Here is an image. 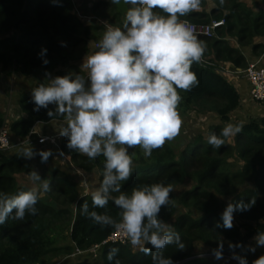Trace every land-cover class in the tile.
<instances>
[{"label": "trees", "instance_id": "trees-1", "mask_svg": "<svg viewBox=\"0 0 264 264\" xmlns=\"http://www.w3.org/2000/svg\"><path fill=\"white\" fill-rule=\"evenodd\" d=\"M123 5L124 9H120L111 0H92L89 10L106 18L108 24L120 26L129 7ZM75 8L74 0H0V74L45 75L50 72L56 76L75 68L77 73L85 75L73 64L78 59L74 50L80 46L86 52L87 41L95 38L97 30L104 27L84 23L74 13ZM181 19L193 23L224 20L223 25L215 29L214 36L197 34L206 44L203 58L216 64L231 63L244 67L247 63L246 55L228 42L229 37L234 38L240 47L250 48L252 58L264 52V43L256 40L264 39V9L252 10L240 0H225L223 5L220 0H202L198 11ZM61 42H66L67 46H62ZM42 49L47 50L45 56L49 63L46 65L40 55ZM192 70L199 78V85L189 92L178 90L183 97L179 109L183 112L191 108L198 113L211 112L221 123L229 122L230 116L240 112L243 104L233 80L219 73L214 65L194 63ZM40 83L41 80L36 82L35 87ZM18 102L24 115L8 124L14 138L27 135L36 122L64 119L61 116L48 117L47 109L34 111L31 96L22 95ZM252 103L263 104L264 101ZM53 107L49 105V108ZM237 119L234 123L243 124V131L232 137V141L227 138L219 149H213L207 138L213 131L219 134L223 124H211L207 137L195 135L178 155L168 142L147 158L140 151H130L135 153V172L129 181L122 182V191L130 194L133 187L152 183L174 186L175 191L171 193L174 206L163 207L159 214L174 231L179 232L186 244L185 250H178L175 245L164 249L174 264H233L227 260L196 256L203 253L196 251V244L211 251L223 243V253H232L229 244H239L243 246L235 248L239 253L256 234L264 231V114ZM3 125H6V119L0 109V127ZM65 145L66 139L63 138L62 151L67 148ZM21 152H0V191L11 194L28 189L16 181L15 174L30 171ZM68 154L84 171L96 170L100 185L103 156L93 160L69 149ZM48 180L51 181V191L44 193L47 200L40 197L35 215H26L22 221L9 218L0 226V264H39L47 259L56 260L71 253L75 246L86 249L102 242L115 229L95 224L80 214L79 207L85 201L92 209L91 194L79 192L69 172L54 169ZM252 199L255 204L250 210L233 214L231 229L217 227V224H223L221 214L229 202L248 203ZM95 211L107 212L117 220L120 218L119 209L111 200L106 208ZM112 248L119 249L120 264H151V256L133 249L129 241L126 244H105L96 259L83 255L63 264H115L117 257L107 260Z\"/></svg>", "mask_w": 264, "mask_h": 264}, {"label": "clouds", "instance_id": "clouds-1", "mask_svg": "<svg viewBox=\"0 0 264 264\" xmlns=\"http://www.w3.org/2000/svg\"><path fill=\"white\" fill-rule=\"evenodd\" d=\"M225 0H220L223 5ZM119 5L121 0H111ZM127 8L120 26L107 25L99 40L97 50L87 57L81 67L87 76L68 72L52 76L45 72L47 83L31 89L34 111L47 109V116L64 117L65 123L57 131L66 139V147L89 159L104 157L102 181L91 193L92 209L87 201L80 205V214L102 227L121 230L131 246L151 256V264H174L164 249L175 245L185 250L179 232L159 217L163 207L175 202L171 183L144 184L133 187L130 194L122 191V182L131 179L135 172L133 156L129 149L139 147L143 155L152 153L173 141L182 127L178 111L183 99L178 90L191 91L199 85V78L192 65L202 62L206 44L198 38L193 26L182 20L198 11L202 0H123ZM159 10V11H157ZM67 46L66 42H61ZM41 50L43 63H49ZM53 105V108H49ZM243 131L241 123H227L217 134L211 132L207 143L213 149L225 145L226 139ZM50 138L41 137L40 143ZM54 142V138H51ZM6 147V145H4ZM40 156L47 163L53 156L51 149L34 150L33 146L22 149L26 159ZM68 156V155H67ZM29 179L34 187L15 193L0 191V226L9 218L24 220L26 215L37 213L41 193L51 191V181L42 178L33 168ZM116 194V195H113ZM119 209V220L107 212L109 201ZM255 204L229 202L217 227L231 229L234 213L247 211ZM256 247H264V231L253 238ZM223 243L212 249L213 258L223 259ZM242 245L229 244L232 258L239 264H247L246 256L235 251ZM118 248L108 251L107 260L120 264ZM252 264H264V255Z\"/></svg>", "mask_w": 264, "mask_h": 264}, {"label": "rangeland", "instance_id": "rangeland-1", "mask_svg": "<svg viewBox=\"0 0 264 264\" xmlns=\"http://www.w3.org/2000/svg\"><path fill=\"white\" fill-rule=\"evenodd\" d=\"M92 0H74V4L76 6L74 13L84 22V23H96L100 26H103L106 28L108 24L107 19L100 17L97 13L91 12L90 6H91ZM241 1V0H240ZM248 7L252 6L256 10L258 8L264 9L263 3L260 1H252L250 0H242ZM250 5V6H249ZM120 9H124V5L121 2V4L117 5ZM100 14L101 11H98ZM104 28L97 30V35L93 39H89L87 41V51H83V48L80 46H77L74 50V55L77 60L73 64H75L76 68L78 67L85 75H87V69H84L81 67V65L86 62L87 57L91 54H93L94 50L97 49V45L99 40L102 38ZM228 42L234 41L235 39L232 37H229ZM259 41H262L263 39L258 38ZM235 42V41H234ZM264 42V41H262ZM256 58L261 57V62L264 64V52H261L255 56ZM78 71V70H77ZM76 69L71 70V72L77 73ZM42 81L43 83H47V79L45 75L42 74H31V75H23L18 72H12L11 74H0V109L4 113V117L6 119V124H9L13 119L18 118L20 116H23L24 113L22 112V107L19 104V98L22 95L30 96L31 89L35 87L36 82ZM234 86L238 89V91L241 93L242 98H246L248 95L246 91L241 90V82H236V80L233 81ZM240 89V90H239ZM246 103H250L246 105ZM260 105V106H259ZM264 103L263 104H257L252 103L250 101H243V104L241 106L240 112H235L230 116V120L227 123H234L237 118H246L248 116H259L260 114H264ZM244 108V109H243ZM247 108L252 109L248 110ZM178 111L180 113V116L182 118V127L180 129V134L173 140L168 142L176 155L179 154V152L183 149V147L186 145V143L192 139L197 134H202L204 137H207L208 135V128L211 124H223L224 126L227 123H221L219 119L211 112L206 113H198L196 109L191 108L185 112L181 111L178 108ZM56 128V126H54ZM53 128V129H54ZM228 141H232V137L228 138ZM34 150H47L50 149V146L46 145H37L33 144L31 146H25L24 148L32 147ZM23 148V149H24ZM129 151H140L142 150L139 147H136L134 149H129ZM143 153V152H142ZM64 155H53L49 158L47 163H41L40 156L37 154L33 159H27L28 161V167L30 168V171L35 168L41 175L42 178L49 179L50 176L53 173L54 169H61L64 171H67L70 173V176L73 179V182L78 186L79 192H85L84 194H91L93 191H95L98 187V172L96 170H92L90 172H86L78 165L76 166L71 158L67 157L70 156L68 154V148L64 149L63 151ZM233 161V158L230 159ZM240 164V163H239ZM20 172L17 175L18 178H16L17 184L22 185L26 188H31L36 185L33 184V182L29 179V172ZM85 188V189H84ZM181 188H178V191ZM40 197H43L45 200H47V196L42 192ZM132 247V246H131ZM133 248V247H132ZM135 249V248H133ZM137 250V249H136ZM196 251L197 252H209L207 247H203L201 244H196ZM264 255V248L263 247H256L255 248V256L258 258L259 256ZM53 262L52 259L45 260L44 263L39 264H51Z\"/></svg>", "mask_w": 264, "mask_h": 264}, {"label": "built area", "instance_id": "built-area-1", "mask_svg": "<svg viewBox=\"0 0 264 264\" xmlns=\"http://www.w3.org/2000/svg\"><path fill=\"white\" fill-rule=\"evenodd\" d=\"M186 23L193 26L196 30V34H201L206 37H212L215 35V29L218 26L223 25L224 20H211L209 23H193L188 20H184ZM261 57L251 58L247 61L244 67H236L231 63H214L203 58L201 64L211 65L231 80L244 79L247 84L246 93L247 97L242 98L244 102H262L264 101V64L261 62ZM64 119H51L46 122H36L29 133L22 137H13L8 124L0 127V152H8L11 150H22L25 146H31L33 144L50 146L53 151V155H64L61 148L62 137H58L57 131L64 125ZM56 126V128H54ZM54 128V129H53ZM41 137L50 138L44 143H40ZM51 138H54V142ZM6 145V147L4 146ZM69 157V156H67ZM85 189V188H84ZM85 193V192H84ZM128 242L126 236L121 230L114 229L109 236L100 243L93 244L86 249H81L77 246L69 254L63 255L60 258L53 260L51 264H63L70 261L77 256L89 255L90 259H96L101 248L107 243H120L126 244ZM196 256H204L213 258L211 251L198 254ZM215 259V258H214ZM233 264H239V261L232 258V253H223V259ZM247 264H251L247 261Z\"/></svg>", "mask_w": 264, "mask_h": 264}, {"label": "crops", "instance_id": "crops-1", "mask_svg": "<svg viewBox=\"0 0 264 264\" xmlns=\"http://www.w3.org/2000/svg\"><path fill=\"white\" fill-rule=\"evenodd\" d=\"M242 1V0H241ZM253 0H250V2H252ZM254 1H257V0H254ZM258 1H260L261 3H263V5H264V0H258ZM250 6V5H249ZM250 8L252 9V10H255L256 11V9L255 8H253L252 6H250ZM259 9V8H258ZM256 40H258V39H256ZM235 41V40H234ZM234 41H231L230 43H231V45L232 46H236V47H238L245 55H246V57H247V61L248 60H250L251 58H252V54H249L250 53V48H244V47H240L237 43H236V41L234 42ZM262 41H264V39L262 40ZM264 43V42H263ZM234 80H236V82H241L242 84H241V90H243V93H244V90L246 91V88H247V84H246V82L244 81V79H234ZM233 80V81H234ZM239 89V90H240ZM260 106V105H259ZM264 107H262V109H263ZM234 115H236V114H234ZM23 149V148H22ZM255 240L254 239H252V240H250L246 245H245V247L238 253V254H240V255H244V256H246V259H247V261H249L251 264H252V262L257 258L256 256H255V252H252V251H249L248 250V246H255ZM260 248V247H259ZM264 248V247H263Z\"/></svg>", "mask_w": 264, "mask_h": 264}]
</instances>
